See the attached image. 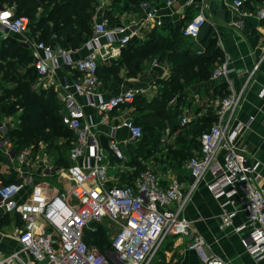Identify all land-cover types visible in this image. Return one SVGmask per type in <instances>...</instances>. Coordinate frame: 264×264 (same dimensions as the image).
I'll return each instance as SVG.
<instances>
[{
	"label": "built area",
	"instance_id": "built-area-1",
	"mask_svg": "<svg viewBox=\"0 0 264 264\" xmlns=\"http://www.w3.org/2000/svg\"><path fill=\"white\" fill-rule=\"evenodd\" d=\"M96 1L92 35L84 42L89 50L83 57L74 59L70 54L73 50L53 47L41 41L34 42L33 65L37 78H47L43 84L57 90L64 103L62 121L74 134L68 152L72 163L66 168L72 183L64 191L56 193H48L39 185H33L21 200L15 196L23 187L22 182L0 184V206L8 212H15L21 220L15 229L19 248L8 253L0 249V264H149L167 235L186 237L187 248L195 250L203 264H226L220 256L206 251L204 238L194 232L186 218L180 216L190 193L207 171L211 179L206 187L214 197L224 198L222 205L230 203L233 200L231 196L237 194L236 206L228 211L223 210L221 225L232 226L235 213L244 211L245 222L237 224L234 229L247 230L240 239L242 245L252 259L264 260V184L256 183L254 164L247 162L234 143L238 126L234 124L233 118L243 98L246 82L239 90H235L231 82L227 81L226 94L212 100L215 120L199 136L201 154H194L185 161V167L192 177L187 188L177 178H171L168 183L161 185L150 165L136 172L129 182L117 179L113 183H106V151L114 157L113 166L119 172L133 169L125 164L121 142L116 136L120 126H110L104 152L91 129V123L83 118L75 94L85 96L88 104L100 113L101 121L106 122L109 112L123 104L132 103L136 95L144 92V88L124 89L108 97L98 91V61L114 58L119 50L112 42L121 46L137 30L131 21L119 25L109 24L104 13L96 18L98 9L108 8L110 0ZM172 2L166 0L167 4ZM231 4L240 14H251V11L242 8L243 0H232ZM139 8L144 10L146 19L160 24L156 8L149 1H141ZM254 13L262 17L264 6ZM205 21L201 9L183 24L182 34L196 38ZM0 31L27 32V16L14 15L11 7L0 8ZM102 38L106 41L103 42ZM200 51L197 49L196 53ZM58 57L62 64L77 71L73 79L64 80L62 84L53 79ZM229 71L227 60H221L214 67L211 78L226 76ZM260 95L264 97V88ZM173 100H169V103ZM187 120L186 114L181 115L180 124ZM121 125L127 129L129 143H135L141 137V128L132 117L125 118ZM219 152H222L221 160L218 159ZM28 154L29 149L25 148L18 158L23 159ZM103 218L113 224L115 232L109 244L99 249L96 244L84 239V229L90 221L102 223Z\"/></svg>",
	"mask_w": 264,
	"mask_h": 264
},
{
	"label": "crops",
	"instance_id": "crops-1",
	"mask_svg": "<svg viewBox=\"0 0 264 264\" xmlns=\"http://www.w3.org/2000/svg\"><path fill=\"white\" fill-rule=\"evenodd\" d=\"M150 5L156 8L157 17L161 20L157 24L155 20L145 18L144 10L139 8L137 11H113L114 23L119 25L125 21H131L137 32L132 36L133 41H141L147 31L153 29L155 32L168 34L172 28L178 24H183L191 16L195 15L201 9L205 15V23L199 30L196 38H192L202 49L209 36L215 38L217 45L222 51V60L226 59L230 68L226 76L210 78L207 80L194 81L185 88L184 103L180 115L186 114L188 119L203 115L207 108L212 107V100L221 96L223 84L231 82L235 90L246 82L245 91L239 106L237 107L233 122L238 126V133L235 144L245 156L248 163L254 164L258 184H264V97L260 91L264 88V15L257 16L256 9L264 6V0H243L245 10L251 11V14H240L232 7V0H173L167 4L166 0H147ZM140 3V2H139ZM11 7L14 10V4L0 0V8ZM111 9V7H108ZM104 8L98 9L96 18H99L104 12ZM182 26L180 27V29ZM184 36V35H183ZM14 39L26 48L35 51V40L28 32H1L0 43L5 39ZM105 42L106 39L102 38ZM53 47L55 45L51 44ZM119 52L114 55L112 60H118L121 56L123 45L112 42ZM197 47V46H196ZM196 49V50H197ZM88 47L83 43L74 49L70 54L72 58L83 57L88 52ZM42 52L41 50H39ZM43 54V52H42ZM105 59V60H108ZM156 60V59H153ZM153 60L144 61L141 69L135 76H125L124 69L120 76L123 80L119 83L110 84V87L99 89L102 96L108 97L118 91L129 88H144L142 95L151 98L162 87V80L169 76V63L167 61ZM102 61V60H101ZM257 66L255 67V65ZM216 66V65H215ZM75 77L74 72L67 65L61 63L58 57V66L53 74L56 83L62 84L64 80L70 81ZM47 78L36 79L33 84L34 89L46 88L43 84ZM14 83L10 79H4L0 73V97L4 88H10ZM57 100L61 103L60 114L64 109V103L61 101L58 92L54 89ZM77 102L81 105L83 118L91 123V129L102 150L105 152L108 143V131L110 126L118 125L116 136L121 142V148L126 153L127 129L121 125V122L130 117H136L137 113L133 104H123L109 112L108 120L101 121V115L97 109L88 104L85 96L75 94ZM195 99V101H194ZM12 98H0V184L8 181L14 174L15 180L23 183V187L17 192L16 199H23L31 190L33 185H39L48 193L64 191L71 185L66 174V168L71 164L68 157L69 148H66L65 137H56L52 145L40 141L35 149L30 146L17 150L10 137L11 129L17 124V116L21 108L11 109ZM180 123V119H179ZM171 126L167 125L164 131L167 139L172 141L175 132L170 131ZM29 149V154L23 159L18 158L19 153ZM106 154L107 184L115 182L117 179L122 181L117 169L113 166L112 156ZM153 159L146 162L150 165L159 177V183L165 185L171 178H177L184 188H187L192 181L185 162L177 163L171 157H166L161 152H157L148 158ZM163 157V158H162ZM128 158L126 157V160ZM218 159H222V152L218 153ZM163 160V161H161ZM165 160V161H164ZM211 179L209 171L205 172L198 181L195 188L190 193L185 202L180 216L190 222L194 232L200 234L205 241V249L208 253H213L226 261V264H264V260L255 261L248 254L241 243V237L246 234V229L236 231L234 227L237 224L245 222L246 215L242 210H238L233 218L232 226H222L220 216L223 210L228 211L236 206L237 194L232 195L230 203L222 205L223 197H214L206 187ZM21 224L19 216L15 212H8L0 206V249L3 253H8L19 248L20 243L16 238V227ZM171 238L165 242L166 249L162 250L160 257L154 260L152 264H203L195 250L187 248L188 239L179 235H168ZM21 255H23L21 253Z\"/></svg>",
	"mask_w": 264,
	"mask_h": 264
},
{
	"label": "trees",
	"instance_id": "trees-1",
	"mask_svg": "<svg viewBox=\"0 0 264 264\" xmlns=\"http://www.w3.org/2000/svg\"><path fill=\"white\" fill-rule=\"evenodd\" d=\"M4 1L14 4V15L27 16V32L35 42L74 50L92 35L96 0ZM141 1L144 0H110L108 6L111 9L105 8L104 16L109 24H113L115 8L119 11H137ZM183 24H178L168 34L151 29L141 41L130 39L125 43L118 60H99L97 63L96 76L100 90L121 82L122 69L126 72L125 76L131 77L138 73L144 61L156 59L169 63V76L162 80V87L154 96L146 98L136 95L131 103L137 113L132 119L141 128V137L135 143L126 144V164L133 169L120 174L122 181H131L136 172L145 168L142 161L157 152L167 158L171 157L177 163L185 162L194 154L200 155L199 136L215 120L214 109L209 107L203 115L188 119L184 124L179 123L186 86L194 81L209 79L215 65L222 60V51L212 36L206 39L204 47L196 53L199 46L191 37L183 36L180 29ZM34 59L32 51L14 39L7 38L0 43V73L4 79L14 83L10 88L2 90L0 98H12L10 108L13 110L21 108L10 137L17 150L27 146L33 150L40 141L50 146L59 136L65 137L66 148H70L74 134L62 121L61 103L54 90L52 87L33 88L37 77ZM73 72L76 76L77 71ZM223 86L221 96L227 91L225 84ZM172 98L173 102L169 103ZM167 125L171 126V132H175V137L164 143L161 135ZM152 159L158 161L159 158ZM15 179L12 174L6 183ZM84 239L91 240L99 249L109 244L99 225L94 230L90 226L85 228Z\"/></svg>",
	"mask_w": 264,
	"mask_h": 264
},
{
	"label": "rangeland",
	"instance_id": "rangeland-1",
	"mask_svg": "<svg viewBox=\"0 0 264 264\" xmlns=\"http://www.w3.org/2000/svg\"><path fill=\"white\" fill-rule=\"evenodd\" d=\"M115 11L116 12H121V11H119L118 10V8H115ZM32 64V63H31ZM21 67V66H20ZM19 67V68H20ZM36 79L38 80V78L36 77ZM36 81V80H35ZM194 101H195V99H194ZM167 133V131H163L162 132V135H161V140H162V142H164V143H166V142H169L170 140H168V139H166L167 138V136L165 135ZM126 157L128 158V155H125L124 156V159H126ZM163 158V157H162ZM168 158L166 157V160H167ZM152 160V158H149V159H145V160H143V167H146V165L145 164H147L146 162H149V161H151ZM93 222H95V223H93ZM93 224V225H89V224ZM98 225L99 226H101L102 227V229H103V234H104V236H105V238L107 239V241L109 242V239L111 238V236L114 234V232H115V228H113V224L111 223V222H109L106 218H103L102 219V223L101 222H97V221H90L88 224H87V227L86 228H89V226H90V228L91 227H98ZM171 238V236H166L163 240H162V242H161V244H160V246L158 247V249L156 250V252L154 253V255H153V258H152V260L150 261V263L149 264H152V262L154 261V260H157L161 255H160V253H161V251L162 250H164L165 251V249H166V246H165V242H167L169 239ZM90 243H93L91 240H88Z\"/></svg>",
	"mask_w": 264,
	"mask_h": 264
},
{
	"label": "clouds",
	"instance_id": "clouds-1",
	"mask_svg": "<svg viewBox=\"0 0 264 264\" xmlns=\"http://www.w3.org/2000/svg\"><path fill=\"white\" fill-rule=\"evenodd\" d=\"M3 15H5V16H6V15H8V13H4Z\"/></svg>",
	"mask_w": 264,
	"mask_h": 264
}]
</instances>
